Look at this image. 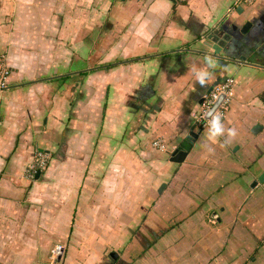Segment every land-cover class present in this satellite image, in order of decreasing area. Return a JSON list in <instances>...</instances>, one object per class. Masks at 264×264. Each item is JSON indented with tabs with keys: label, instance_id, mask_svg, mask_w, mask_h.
Wrapping results in <instances>:
<instances>
[{
	"label": "crops",
	"instance_id": "obj_1",
	"mask_svg": "<svg viewBox=\"0 0 264 264\" xmlns=\"http://www.w3.org/2000/svg\"><path fill=\"white\" fill-rule=\"evenodd\" d=\"M4 63L0 264H264V0H0ZM227 77L225 146L196 115Z\"/></svg>",
	"mask_w": 264,
	"mask_h": 264
},
{
	"label": "built area",
	"instance_id": "obj_2",
	"mask_svg": "<svg viewBox=\"0 0 264 264\" xmlns=\"http://www.w3.org/2000/svg\"><path fill=\"white\" fill-rule=\"evenodd\" d=\"M246 4H253L255 0H241ZM10 75L9 68L4 65L0 71V91L3 90L8 82ZM235 79L233 77H227L223 82L213 86L211 91L204 96L203 102L198 110L196 115V126L199 129L207 128V120L205 119V113L213 108L217 101L223 96L222 101L217 106L215 111L221 115L222 123L227 115V112L230 108V105L235 96ZM151 145L154 149H157L162 152H169L171 150L168 142L163 137H156L152 140ZM175 148V147H174ZM51 156L45 152H38L31 163L27 166L24 171V175L28 180H34L36 174L39 171L47 170L50 163ZM63 246L58 244L52 250L51 258L56 261L59 257L62 256Z\"/></svg>",
	"mask_w": 264,
	"mask_h": 264
},
{
	"label": "clouds",
	"instance_id": "obj_3",
	"mask_svg": "<svg viewBox=\"0 0 264 264\" xmlns=\"http://www.w3.org/2000/svg\"><path fill=\"white\" fill-rule=\"evenodd\" d=\"M205 63L208 68L215 66V60L211 56L205 57ZM196 81L200 87H207L208 81L211 79V73L207 69H193ZM205 119L207 120L208 129V140L215 143L219 137H226L224 145L226 146L232 139L237 135V130L235 128L225 129L222 123V117L213 108H210L205 114ZM209 152L214 151V149L209 148Z\"/></svg>",
	"mask_w": 264,
	"mask_h": 264
},
{
	"label": "water",
	"instance_id": "obj_4",
	"mask_svg": "<svg viewBox=\"0 0 264 264\" xmlns=\"http://www.w3.org/2000/svg\"><path fill=\"white\" fill-rule=\"evenodd\" d=\"M124 1V0H123ZM250 24L248 23L245 25L243 31H246L247 27ZM217 49V47H214ZM218 50V49H217ZM233 60H236L234 58H231ZM223 96L220 97V99L217 101V103L214 105L213 109L215 110L217 106L220 104L222 101ZM199 133L192 130L189 135L186 137L185 140H183L179 146L176 147V149L171 153V161L181 163L185 160L188 152L191 150L193 143L195 142L196 138L198 137ZM38 173L37 175H39Z\"/></svg>",
	"mask_w": 264,
	"mask_h": 264
},
{
	"label": "rangeland",
	"instance_id": "obj_5",
	"mask_svg": "<svg viewBox=\"0 0 264 264\" xmlns=\"http://www.w3.org/2000/svg\"><path fill=\"white\" fill-rule=\"evenodd\" d=\"M5 64V63H4ZM6 65V64H5ZM8 68H9V66L8 65H6ZM1 69H2V67H1ZM1 69H0V71H1ZM58 245V244H57ZM60 245H62L63 246V244H60ZM56 246V245H55ZM64 247V246H63Z\"/></svg>",
	"mask_w": 264,
	"mask_h": 264
}]
</instances>
